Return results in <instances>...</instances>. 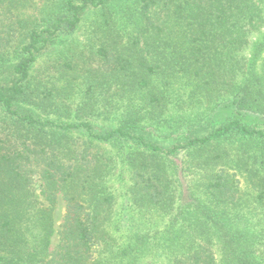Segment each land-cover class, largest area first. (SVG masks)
Segmentation results:
<instances>
[{
    "label": "trees",
    "instance_id": "trees-1",
    "mask_svg": "<svg viewBox=\"0 0 264 264\" xmlns=\"http://www.w3.org/2000/svg\"><path fill=\"white\" fill-rule=\"evenodd\" d=\"M118 1L0 0V264H264V0ZM98 10L102 72L33 86Z\"/></svg>",
    "mask_w": 264,
    "mask_h": 264
},
{
    "label": "rangeland",
    "instance_id": "rangeland-1",
    "mask_svg": "<svg viewBox=\"0 0 264 264\" xmlns=\"http://www.w3.org/2000/svg\"><path fill=\"white\" fill-rule=\"evenodd\" d=\"M134 7V0H120L117 2V5L115 7H109V10L115 12L117 11V15L123 16V11H134ZM102 14L104 17V11H89L84 18L79 33L75 37L68 39V41L66 42L64 41L57 43L54 48L51 49V51H48L39 58L38 62L35 63L32 68L33 86H40L45 89L51 88L52 84L57 80V83H65V81L63 82V79L60 78V73H62V70L68 75V78L71 74H75V77H77L86 75L92 76L95 75L97 72H102L101 63H99V60L95 56L97 49L100 48L101 45H109L110 43H112V38H114V41H120L119 38L116 39L115 37L102 36L101 34H99L100 31L94 34V30L100 24L106 23L104 22V19H101ZM111 24L112 23H108V26H111ZM8 52L12 53L13 51ZM76 84L80 83L76 82ZM79 91L80 93L79 95H77V98L79 99L78 101H80L82 95L85 94L86 86H81ZM223 105L225 104H220L218 106L221 107ZM216 109L218 110V108ZM103 118V115L98 116V119H94V122L92 123L98 128H104V126L109 127V122H103ZM113 125L114 124H112V126ZM106 149L108 151L111 150V148L108 149V147H106ZM126 177L127 173L124 175L123 178L117 179L114 182L116 193H118L117 202L115 206V208L117 209L121 208L125 203H127V205L130 203L129 199L125 195V187L127 182ZM34 184L37 194H40V198L44 199L41 194V180L39 178H36ZM66 205V201L64 200L63 196L60 195L53 212L54 234L51 238V250L55 249L59 244V231L61 230V226L64 221Z\"/></svg>",
    "mask_w": 264,
    "mask_h": 264
}]
</instances>
